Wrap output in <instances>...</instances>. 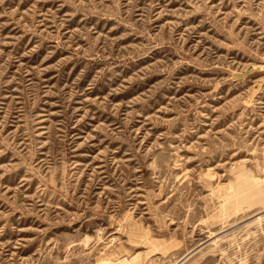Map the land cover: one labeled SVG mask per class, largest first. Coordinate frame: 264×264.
<instances>
[{
    "label": "rangeland",
    "instance_id": "374dc122",
    "mask_svg": "<svg viewBox=\"0 0 264 264\" xmlns=\"http://www.w3.org/2000/svg\"><path fill=\"white\" fill-rule=\"evenodd\" d=\"M0 264H264V0H0Z\"/></svg>",
    "mask_w": 264,
    "mask_h": 264
}]
</instances>
